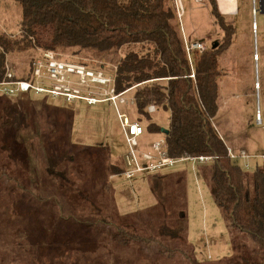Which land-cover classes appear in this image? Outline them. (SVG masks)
Wrapping results in <instances>:
<instances>
[{
	"label": "trees",
	"instance_id": "1",
	"mask_svg": "<svg viewBox=\"0 0 264 264\" xmlns=\"http://www.w3.org/2000/svg\"><path fill=\"white\" fill-rule=\"evenodd\" d=\"M11 1L20 9V20L16 34L0 31V82L4 78L5 57L14 54H27L25 57L29 58L25 64V75L12 67L15 80H30L31 62L40 57L34 50L36 46L42 50L72 52L75 55L89 53L96 56L97 61H104L105 57L110 59L112 64L117 65L115 90L119 93L132 88L127 95L133 98L131 106L135 109V122L143 126L144 134L161 133L165 139V150L172 158L217 157L210 166L209 192L213 203L224 223L245 235L256 247L259 261L245 259L243 264H264V172L259 168L247 172L237 162L231 161L214 127L220 102L218 57L223 46L230 41L233 27L224 23L212 0H209L212 15L224 32L222 45H211L203 53L194 51L190 53V61L175 23L173 0ZM31 41H34L35 47ZM119 55L116 61L115 57ZM191 74L194 80L190 78ZM43 104L44 100H36L31 94L15 100L0 94V183L7 182L6 189H13L15 195H26L29 188L35 186L28 181V176L24 178L22 158L18 157L20 153L25 154L27 146L21 142L29 137L38 155L39 147L51 149V154L49 151L48 154L55 167L51 172H55L53 175L58 178H50L52 183L58 180L59 185L60 182H66L67 186H77L78 189H87L89 186V193V188L100 187L99 192H104L108 188V177L123 172V156L122 159H112L105 146L72 147L68 135L72 114L50 110ZM149 105H154L156 111L163 110L169 114L166 129H160L151 121V114L147 112ZM26 106H29L28 112ZM39 111L46 113L44 118L37 115ZM56 112L64 116L61 123L55 117ZM27 115L31 122L27 126L22 124L28 131L24 138L19 135V129ZM48 115H53L50 121H47ZM52 132H57L53 138ZM41 140L44 141L43 145ZM2 153H7V158ZM81 156L84 160H81ZM62 165L67 166L66 171L60 170ZM72 169L78 170L77 178L70 174ZM36 172L35 184L40 173L45 174L43 169ZM38 181H42V178ZM89 193H76L81 206L73 210L83 213V216L66 218L67 227L71 230L65 234L68 238L80 232L83 236L78 239L86 242L94 225L90 217L94 215L102 221L108 217L114 220L111 223L114 225L113 233L102 241L108 251H123L141 243L149 247L158 238L178 237L184 228V221L179 217L174 226H162L155 237L141 238L135 230H129L131 225L125 224L124 220L130 219L129 215L120 216L114 207L108 211L107 206L110 204L105 199H98L93 191L91 195ZM9 198H3L9 205H0V218L4 221L3 229L6 231L3 240L8 250L7 254H0V264H9L13 260V236L9 231L8 219L23 213L16 204L10 206ZM167 202L174 205V197H169ZM183 215L181 211L180 216ZM27 232L31 233L30 230ZM24 234L20 230L13 234L16 243L24 241ZM8 244H11L10 250ZM110 256L107 255L108 260ZM191 264L199 263L191 260Z\"/></svg>",
	"mask_w": 264,
	"mask_h": 264
},
{
	"label": "rangeland",
	"instance_id": "2",
	"mask_svg": "<svg viewBox=\"0 0 264 264\" xmlns=\"http://www.w3.org/2000/svg\"><path fill=\"white\" fill-rule=\"evenodd\" d=\"M258 8L259 3H257ZM19 20L20 9L18 5L11 0H0V31L5 30L8 33L16 34ZM186 22L187 19L184 18L183 28L187 29ZM251 23L250 5L248 8L240 6L239 15L235 19L237 48L231 54L225 49L223 51L222 48V54L218 57V69L222 73H220L218 80L219 106H221L220 103L223 104L219 114L225 120L226 111L231 107L228 101H233V105L236 104L235 107L242 112L238 121L244 127L243 131L236 135L238 137L242 135L246 140L255 135L263 141L264 125L256 126L254 123L256 111L261 109L262 114H264V15L260 12L256 15V49L259 56L256 69H258L259 74H254L255 47L252 43ZM242 40L246 48L250 46L253 57L244 58L242 56L245 50H241L242 44L240 43ZM31 42L35 47L34 41ZM36 48L41 49L37 46ZM36 48L34 50L37 52ZM37 53L39 54V52ZM56 53L65 60L93 66L98 60L96 56H91L89 53L79 55L72 52L56 51ZM120 53L122 54V51ZM25 56L27 54H14L7 57L15 71L22 72L23 75L27 73L25 64L29 61V58ZM119 57L120 55L115 57L117 58L115 60L117 61ZM105 60L107 63L112 62L107 57ZM230 90H232L231 94L234 93L235 95L234 99L230 97ZM34 99L44 100V96H34ZM75 104L76 109L71 115V128L68 134L72 147L74 145L90 148L105 146L108 147L113 159H122L126 146L115 110L103 103L87 106L82 101H76ZM45 106L49 107L50 110H62L61 112L66 114H70L69 111L71 110L61 99L49 100ZM28 107L26 106L27 112ZM120 112L126 113L131 120L136 121L135 109L130 104L120 106ZM36 113L41 118L46 115L41 111ZM52 117L53 115H48L47 121H50ZM55 117L61 123L64 116L58 115L56 112ZM150 117L151 121L160 129L167 128L169 119L167 112L157 110ZM23 120L25 122L20 124L19 135L25 138L28 131L22 124L30 125L31 118L27 115ZM40 122L38 121V123ZM214 124V127L219 131L218 126H221L219 118L214 121ZM236 128H238L237 125ZM47 129L49 128L47 127ZM60 134H62V130H60ZM55 135L57 132H52L51 138ZM220 135L223 136L222 133ZM162 137L161 133L148 134L145 132L141 147L149 150L151 142L158 141ZM224 140L231 145V138L225 137ZM42 142L44 143L41 140L40 143ZM21 144L27 146L25 154L20 153L18 155L19 159L22 158L24 178L25 175L28 176V181H31L32 185L35 186L30 187L29 193L26 195H15L13 189H6L8 188L5 187L7 182L0 183V197L2 198L0 205L2 207L7 205L8 203L3 198L4 196L9 198L8 195H10V206L16 204L23 211L21 216L8 219L9 231L13 236L11 255L13 260L9 264H191V260H195L199 264H243L245 259L253 262L259 261L255 245L245 235L229 228L221 219L219 210L213 203L209 192L210 166L212 163L197 165L195 169H192L189 163H180L172 169H164L154 174H139L130 180H125L123 176L119 175L108 182V187L111 186V188L104 189V192L103 190L99 192L100 187L89 188L90 193L93 191L94 195H98V199L99 197L105 199L110 204L107 206L108 211L114 207L120 216L129 215L130 219L124 221L125 224L132 227L127 228L135 230V233L141 238L155 237L162 226L165 228H169L170 225L174 226L179 217L185 224L182 232L176 238H165V236L164 240L158 238L149 247L141 243L123 251L117 249L108 251L102 241L111 232L113 233V224L111 225V223L114 220L112 218L108 217L102 221L95 215L91 216L90 222L92 219L94 225L86 242L78 239L83 236L80 232L73 234L71 238L65 235L71 231L67 227L68 219L66 218L83 216V213H76L73 210V208L81 206L80 198L76 193L78 191L89 193V186L87 189H78L77 186H67L66 182H60L59 185L58 180L52 183L50 178L53 180L58 178L53 175L55 172H51V169H55L49 156L51 149L39 147L40 155H38L39 153L29 137L22 140ZM261 146L263 148L260 149L264 153V144ZM6 154L3 157L7 158ZM81 160H84L83 156H81ZM237 164L243 166L240 160ZM259 167L264 172V166L260 165ZM41 169L45 174L40 173L35 184L36 170L40 171ZM66 169L67 166L65 165L60 168L64 171ZM243 169L252 172L254 165L251 168ZM70 174L76 178L79 176L76 169H72ZM41 178L42 181H38ZM4 187L5 189H2ZM94 189H98V191ZM171 191L173 193L169 196ZM167 196L174 197V205L167 202L169 198ZM181 211L184 214L183 217L180 216ZM3 222V219L0 218V254H7L8 250L5 240H3L6 234L5 229H3ZM122 226L124 227V225ZM17 230H20L22 234L25 233L24 241L20 244L16 243L13 235L16 234ZM28 230L31 233H28ZM8 249H11V244H8ZM165 250L171 253L167 254ZM99 255L103 257L100 258ZM107 255H111L109 260Z\"/></svg>",
	"mask_w": 264,
	"mask_h": 264
},
{
	"label": "built area",
	"instance_id": "3",
	"mask_svg": "<svg viewBox=\"0 0 264 264\" xmlns=\"http://www.w3.org/2000/svg\"><path fill=\"white\" fill-rule=\"evenodd\" d=\"M198 5H204L205 0H192ZM252 2V23L251 33L256 41L257 26L256 14L259 12L257 3L260 0H251ZM176 16L180 18L183 14L181 0H173ZM264 10V1H263ZM185 52L190 61V53L196 51L203 53L206 47L202 43L185 44ZM40 57L31 62L32 76L30 80H15V74L11 64L5 57L4 78L0 82V94L9 99H23L27 95L44 96V104L49 100L61 99L70 108L76 101H82L87 106L97 104H108L115 110L116 119L123 136L126 151L123 154V172L121 176L125 180H130L139 174H154L164 169H172L180 163H189L192 169L195 166L213 163L217 157H181L172 158L165 150V139L162 138L150 144L149 150L142 149L141 141L144 130L141 125L131 121L126 113L120 112V106L133 105V98L127 95L132 89H127L117 93L115 90V76L117 65L105 61H96L97 68L86 63L74 62L61 58L54 51L37 49ZM254 60H257L256 55ZM193 79V74L190 75ZM156 111L154 105L147 107V112L152 114ZM259 125L260 119L256 118ZM226 155L231 161H247L248 155L244 151L234 153L228 147ZM264 159V156H262ZM243 168L247 169L248 164Z\"/></svg>",
	"mask_w": 264,
	"mask_h": 264
},
{
	"label": "crops",
	"instance_id": "4",
	"mask_svg": "<svg viewBox=\"0 0 264 264\" xmlns=\"http://www.w3.org/2000/svg\"><path fill=\"white\" fill-rule=\"evenodd\" d=\"M212 2L214 3L216 11L219 14V16L221 17V19L224 21V23H226L227 25H231L233 27V34H232L230 41L225 46H223V51L225 49L228 51L229 54H231V52H234V50L237 48V46H236L237 43H235V39H236L235 19L239 15V8H240V6L248 8V6L250 5L251 14H252V2H251V0H212ZM181 6L183 9V14L180 18H177V16H176L175 6H174V12H175V16H176L175 23L179 27L180 34L182 36L184 45L198 42V43H202L206 47V49L209 48L211 45L216 44V46H217V43L222 45L221 41L224 38V32H223V30H221L220 26H218V24L215 22V19L212 15V7L210 5L209 0H205L204 5H198V4L194 3L192 0H181ZM259 12L262 14L260 9H259ZM184 18L187 19V22H186L187 29L183 28V19ZM252 40H253V37H252ZM252 43H253V46L255 47L254 56L256 55L257 60L256 61L254 60L253 53L251 52L250 46L248 48H246L243 40H242V43H240V44H242L241 50L245 49L243 51L242 56L244 58L250 57V56L253 57L254 74H256V73L259 74L258 69H256V63L259 62L258 51L256 49L257 41H255V43H254V40H253ZM246 44H248V43H246ZM221 54H222V52L220 53V55ZM220 55H219V57H220ZM232 55H233V53H232ZM257 65H258V63H257ZM218 71H219V69H218ZM219 72L221 73V71H219ZM229 92L231 94L232 90H230ZM230 97L232 99H234L235 98L234 93L231 94ZM228 102L230 103L231 107L228 108L226 111L227 116L225 114V120H223L221 115L219 114L221 106H223L222 103H220L221 106H219V109H218L216 116H215V119H214V121H215V120H218V118H219V124L221 126L220 127L218 126L219 131L217 130L216 127H215V129H216L220 139L223 142H225L224 143L225 147L226 148L228 147L234 153L237 154L239 151H244L248 155V157H249L248 160L242 161L243 165L247 163L248 168H251L252 165H254V170H255V168H259L263 171V169L260 168L259 166L260 165L264 166V159H262V156H264V153L261 151V149L263 148L261 145L264 144V140L262 141L261 138L255 136V135L250 136L249 140L248 139L246 140L242 135L240 137H238L236 135L238 132H242L244 129V127L240 125L241 124L240 121H238L240 119V117L242 116V114H241L242 112H240V110L235 107V106H237L236 104L233 105L234 104L233 101H228ZM228 102H225V103H228ZM75 106H76V104L73 107H71V110L69 111L70 114H73V111L76 109ZM44 107L49 108V107L45 106V104H44ZM53 110L59 111V112L62 111L59 109H53ZM255 115H256V117H255L254 125H256V126L264 125V114H262L261 109L256 111ZM257 117H259L260 122H261L259 125L256 123ZM236 125L238 126V128H236ZM220 133H222L223 136H221ZM225 137L232 139L231 143H230L231 145L226 143V141L224 140ZM152 142H154V141H152ZM111 158L113 159V157H111ZM114 160H117V159H114ZM119 175H121V174L110 175L108 177L109 178L108 182L113 180V178H115L116 176H119ZM109 187L111 188V186H109ZM172 193H173L172 191L169 192V196Z\"/></svg>",
	"mask_w": 264,
	"mask_h": 264
},
{
	"label": "water",
	"instance_id": "5",
	"mask_svg": "<svg viewBox=\"0 0 264 264\" xmlns=\"http://www.w3.org/2000/svg\"><path fill=\"white\" fill-rule=\"evenodd\" d=\"M263 1H264V0H260V2H259V9H260V11L262 12V14L264 15ZM214 46H216V44H215Z\"/></svg>",
	"mask_w": 264,
	"mask_h": 264
},
{
	"label": "bare ground",
	"instance_id": "6",
	"mask_svg": "<svg viewBox=\"0 0 264 264\" xmlns=\"http://www.w3.org/2000/svg\"><path fill=\"white\" fill-rule=\"evenodd\" d=\"M222 3V2H221ZM222 5V4H221ZM223 6V5H222ZM224 9V8H223Z\"/></svg>",
	"mask_w": 264,
	"mask_h": 264
}]
</instances>
